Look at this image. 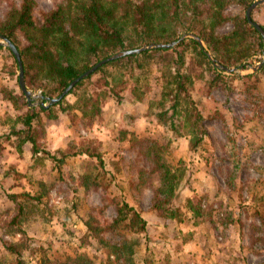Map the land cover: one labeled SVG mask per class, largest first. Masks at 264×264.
<instances>
[{
  "label": "rangeland",
  "instance_id": "rangeland-1",
  "mask_svg": "<svg viewBox=\"0 0 264 264\" xmlns=\"http://www.w3.org/2000/svg\"><path fill=\"white\" fill-rule=\"evenodd\" d=\"M61 1L36 0L35 16L40 19ZM12 4L19 0H0V22ZM172 60L157 54L133 75L109 67L110 88L126 99L121 105L113 97L101 101L92 123L82 118L78 105L57 120L42 115L34 128L40 155L27 159L25 167L15 156H4L18 143L5 135L23 126L9 105L0 110V264H76L78 257L86 259L79 264H155L154 249L164 243L176 251L185 245L191 252L185 264H264V54L247 70L237 68L238 79L216 81L188 52L181 72L204 117L206 136L199 145L183 120L175 122L173 131L153 116L172 105L160 96L167 83L162 74ZM0 67L16 86L18 66L6 48L0 49ZM137 77L144 101H136L131 92ZM101 80L95 75L80 95L110 90ZM67 99V105L77 102L74 95ZM154 154L182 172L175 226L174 219L152 209L159 187L152 172ZM5 174L8 179L1 180ZM189 199L202 209L201 218L190 211ZM124 203L143 216L155 211L162 224L155 216L149 221L159 230L148 229V222L145 231L128 227L132 213L115 223ZM8 245L16 246L17 253L9 252ZM192 251H197L194 256Z\"/></svg>",
  "mask_w": 264,
  "mask_h": 264
},
{
  "label": "trees",
  "instance_id": "trees-1",
  "mask_svg": "<svg viewBox=\"0 0 264 264\" xmlns=\"http://www.w3.org/2000/svg\"><path fill=\"white\" fill-rule=\"evenodd\" d=\"M255 1L62 0L53 10L43 13L38 19L35 16L36 0H19V5L12 4L5 19L0 22V34L19 48L28 88L54 98L71 81L105 58L152 44H169L179 41L185 34L198 36L222 66L247 70L248 65L264 54L263 38L245 16L248 7ZM232 8L238 9V13L231 14L229 11ZM229 26L232 27L231 30L222 32ZM189 51L194 52L201 64L213 72L216 81L238 79L237 75H226L214 68L201 45L195 39H186L171 49L149 50L105 65L70 93L78 99L74 105H67L65 98L60 104L48 109L27 108V102L22 101L19 95L4 90V97L19 110L27 108L26 113L17 118V122L24 128L7 133L5 138L10 140L17 137L18 152H23V146L30 142L33 154L37 155L40 151L34 128L42 115L49 120H57L78 105L75 109L81 112L82 118L92 123L102 110L101 101L113 97L121 105L126 99L110 88L107 76L109 67L128 70L133 75L136 71L143 72L146 64H152L157 54H168L173 60L165 68L167 72L162 74L167 83L160 96L161 101L169 100L172 105L165 111L154 113V119L162 125L170 124L173 131H176L175 122L183 120L184 128L190 130L189 133L194 135L195 142L199 145L206 136L202 124L204 117L181 72ZM97 74L102 75V86L110 90L80 95L81 90ZM50 83L54 87H50ZM139 83L140 77H137L131 92L136 101H144L146 96L140 92ZM172 86L174 87L171 88ZM47 154L54 162H60L57 157ZM153 163L152 172L158 175L159 187L155 189L152 209L161 216L165 214L166 218L175 220L180 215L178 188L182 172L169 167L158 154H154ZM191 202L189 199L190 206ZM166 207L169 208L168 211ZM190 211L198 219L203 215L201 208L191 206ZM129 213H132V217L127 226L137 232L145 231L147 221L127 203L119 208V217L115 223L127 220ZM16 220L17 218L13 219L14 222ZM8 250L17 253L14 245H8ZM85 260L78 257L76 264Z\"/></svg>",
  "mask_w": 264,
  "mask_h": 264
},
{
  "label": "water",
  "instance_id": "water-1",
  "mask_svg": "<svg viewBox=\"0 0 264 264\" xmlns=\"http://www.w3.org/2000/svg\"><path fill=\"white\" fill-rule=\"evenodd\" d=\"M264 4V0H256L253 2L248 9L246 10V19L248 23L253 26L262 36L264 41V28L260 26L258 23H256L253 20V12ZM186 39H195L203 49V52L207 55L210 62L213 64L214 68H216L219 71H222L228 75H237L236 72L238 71L237 68H226L222 66L213 56V54L209 51L207 46L202 42V40L194 35V34H185L179 41H175L169 44H152L148 46H143L137 49L132 50H126L119 52L117 54H114L108 58L103 59L102 61L96 63L92 67H90L86 72H84L82 75L74 79L69 83V85L57 96L54 98L45 96L41 92L37 93L32 90H30L27 86L26 82V76H25V68L24 63L22 60V56L20 53L19 48L17 45L12 42L7 37L0 34V47H4L10 51L12 56L14 57L17 66H18V82L20 89L22 93L24 94L25 98L28 101L29 107H43L44 109H48L50 107H54L58 104H60L66 97L70 95V93L82 82L88 79L89 77L93 76L97 71H99L100 68L104 67L105 65H108L109 63L118 60L120 58H124L127 56H133L141 54L145 51L154 50V49H171L176 47L181 41ZM262 63L258 65L257 67H251L252 72H256L262 68ZM36 101H38L36 103Z\"/></svg>",
  "mask_w": 264,
  "mask_h": 264
},
{
  "label": "crops",
  "instance_id": "crops-1",
  "mask_svg": "<svg viewBox=\"0 0 264 264\" xmlns=\"http://www.w3.org/2000/svg\"><path fill=\"white\" fill-rule=\"evenodd\" d=\"M254 20L260 26H262L264 28V4L261 5L260 7H258L257 10L255 11ZM3 48L4 47H2V49ZM1 54L2 55L5 54L7 57V53L1 52ZM9 63H11V61ZM11 77H13V76H10V72L7 73L6 70L3 69V67H0V110L3 111V109H4L5 111H7V108L9 105L10 108H12V110L18 115L16 117V118H18L19 116L24 115L26 113L25 110H23V109L19 110L16 106H14L13 103L10 102V100H8L4 97L3 91L7 90V91L13 92L16 95H19L22 98V101H26L27 104H28V101L20 89L19 82H17L18 80L16 81V86H15L14 85L15 81ZM69 96H72V95H69ZM69 96L66 97V99L69 98ZM77 100L78 99L75 97L74 101H77ZM67 101H68V99H67ZM27 108H32V107H29V105H27ZM26 111H27V109H26ZM20 125L23 126L21 123H20ZM23 128H24V126L20 127V129H23ZM13 138L17 139V137H13ZM38 144H39V141H38ZM32 148H33V145L30 142L26 143L23 146V152H18V150L16 149V145L15 146H9V148L4 151V152H6V154L4 156H7V154L9 156H11V155L15 156L17 158L16 163L25 167L26 160L34 157V154L32 152ZM37 155H40V152ZM28 157H30V158H28ZM2 162H5V161H2ZM8 177L9 176L7 174H5L1 180H3V178H4V180H7ZM147 213L148 214H146L144 216L142 215V217L145 220H147L148 229H150L151 223H154V222L149 221V219H152L153 216H155V218H157L158 221H160L159 222L160 225L162 224V220L159 219V217L156 215L155 211L149 210ZM174 222H175V220L171 221L172 225H174ZM162 227L164 228V226H162ZM155 228L159 230L160 227L157 225H152L151 229H155ZM155 246L158 247L159 245H155ZM161 247L164 248L165 255L161 253ZM178 251H180V252H178ZM178 251H176V248H173L171 244H165V243L161 244L158 249H154L155 264H185V260H186V258H188L187 256L189 255L190 250L186 249L185 245H182V248L179 249ZM192 252H194V253H192V255L194 256L197 251H192Z\"/></svg>",
  "mask_w": 264,
  "mask_h": 264
}]
</instances>
